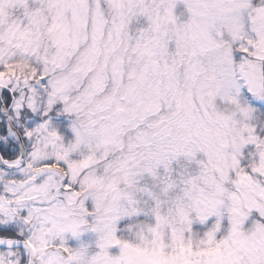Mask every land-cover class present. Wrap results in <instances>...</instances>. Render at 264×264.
I'll use <instances>...</instances> for the list:
<instances>
[{"label": "snow or ice", "instance_id": "obj_1", "mask_svg": "<svg viewBox=\"0 0 264 264\" xmlns=\"http://www.w3.org/2000/svg\"><path fill=\"white\" fill-rule=\"evenodd\" d=\"M0 264H264V0H0Z\"/></svg>", "mask_w": 264, "mask_h": 264}]
</instances>
